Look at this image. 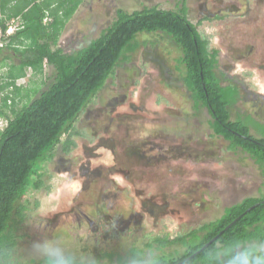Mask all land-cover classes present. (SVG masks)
Segmentation results:
<instances>
[{"label":"rangeland","instance_id":"obj_1","mask_svg":"<svg viewBox=\"0 0 264 264\" xmlns=\"http://www.w3.org/2000/svg\"><path fill=\"white\" fill-rule=\"evenodd\" d=\"M143 6L177 9L181 0H83L56 46L74 52L114 21L117 8ZM186 6L188 19L218 49L221 84L238 89L230 119L249 117L250 133L263 137L264 0H186ZM8 24L14 31L20 19ZM135 41L63 134L74 145L58 144L45 162L43 183L25 196L27 207L11 229L14 248L8 258L0 255V264L43 261L36 245L53 241L84 264L178 256L183 244L159 246L155 238L185 234L244 197L264 196V163L214 133L208 109L195 106L184 83L180 47L162 32H141ZM20 59L5 48L0 78ZM52 70L26 68L16 84L21 93L32 90L11 106L34 97ZM1 96L0 90V102Z\"/></svg>","mask_w":264,"mask_h":264},{"label":"trees","instance_id":"obj_2","mask_svg":"<svg viewBox=\"0 0 264 264\" xmlns=\"http://www.w3.org/2000/svg\"><path fill=\"white\" fill-rule=\"evenodd\" d=\"M82 1L0 0L3 34L10 20L20 19L9 41L0 46V54L7 48L21 55L20 62L9 64L4 78H0V118L5 119V125L0 127V255L4 258L14 248L11 229L19 224L27 207L25 196L43 183L45 162L58 144H62L63 150L74 145L70 136L62 141L63 134L71 129L116 65L136 49L138 33L162 32L180 47L184 83L195 106L201 102L208 109L214 133L229 140L231 147H240L264 163V131L263 137H255L250 133L249 117L230 119V106L238 89L234 84H221L216 72L218 49L210 48L208 39L188 19L186 0H181L177 9L117 8L114 21L97 37L74 52H65L56 46L57 39ZM5 65L4 60L0 61V66ZM47 66L53 70L44 81L45 87H37L34 97L20 108H13L16 95L28 96L32 90L21 93L23 86L16 84L17 78L25 76L28 67L42 73ZM233 238H264V196L244 197L225 207L221 216L185 234L155 238L159 246L181 243L186 249L178 256L159 254L145 264H223L214 251ZM25 264L50 262L46 258Z\"/></svg>","mask_w":264,"mask_h":264},{"label":"clouds","instance_id":"obj_3","mask_svg":"<svg viewBox=\"0 0 264 264\" xmlns=\"http://www.w3.org/2000/svg\"><path fill=\"white\" fill-rule=\"evenodd\" d=\"M36 249L50 264H75L74 258L55 241L39 243ZM214 256L222 258L223 264H264V238H233L218 245Z\"/></svg>","mask_w":264,"mask_h":264},{"label":"built area","instance_id":"obj_4","mask_svg":"<svg viewBox=\"0 0 264 264\" xmlns=\"http://www.w3.org/2000/svg\"><path fill=\"white\" fill-rule=\"evenodd\" d=\"M13 32L12 26L8 25V28L5 32V34H3L0 31V46H2L3 43H7L9 41V35Z\"/></svg>","mask_w":264,"mask_h":264},{"label":"water","instance_id":"obj_5","mask_svg":"<svg viewBox=\"0 0 264 264\" xmlns=\"http://www.w3.org/2000/svg\"><path fill=\"white\" fill-rule=\"evenodd\" d=\"M252 207V206H251ZM236 219H234L233 221H235ZM213 239H215V237H213L212 239H210L204 246L208 245ZM203 246V247H204Z\"/></svg>","mask_w":264,"mask_h":264},{"label":"crops","instance_id":"obj_6","mask_svg":"<svg viewBox=\"0 0 264 264\" xmlns=\"http://www.w3.org/2000/svg\"><path fill=\"white\" fill-rule=\"evenodd\" d=\"M12 20H14V19H12ZM12 34V33H11ZM51 68V67H50Z\"/></svg>","mask_w":264,"mask_h":264}]
</instances>
